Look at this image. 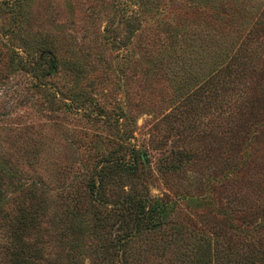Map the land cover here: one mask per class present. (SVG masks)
<instances>
[{
    "label": "rangeland",
    "instance_id": "1",
    "mask_svg": "<svg viewBox=\"0 0 264 264\" xmlns=\"http://www.w3.org/2000/svg\"><path fill=\"white\" fill-rule=\"evenodd\" d=\"M27 2L33 28L89 42H102L109 35L120 40L118 45L102 47L98 64L60 67L50 74L49 80L56 79L60 89L79 92L74 103L68 102L81 106L79 111L66 106L68 99L42 101L43 110L31 103H16L8 109L10 129L20 137L21 172L15 180L19 186L5 184L2 194L8 210L16 203L36 210L35 227L23 235L40 247V258L30 255V264H105L102 247L117 231V214L125 210L112 203L125 200L133 206L139 200L141 206L132 211L146 210L156 202L166 211L151 226L138 227L137 218L128 219L127 228L133 233L121 243L118 252L122 250V255L112 247L111 258L116 262L124 258L127 264H192L201 248L206 264H217L216 247L225 253L235 248L230 240L227 246L213 241L215 236L209 231L217 225L225 230H238L239 225L240 231L259 239L264 232V210L254 205L264 204V93L260 91H264V78L249 77L246 70L234 77L231 89H226L227 80L215 82L220 83L215 97L224 100L236 95L237 84L243 80L249 90L253 85L251 100L256 105L232 115L224 103L215 97L204 100L194 89H200L198 85L209 76L213 82L221 76L219 69L228 65V55L241 44L264 0H226L230 13L220 12L219 5L214 8L213 0ZM237 10L242 14L235 19ZM126 13L136 17L129 20L131 26L124 21ZM204 13L213 23L210 35L204 33ZM166 21L179 27L186 23L183 28L195 32L192 48L182 51L175 65L164 62L165 53L159 63L160 54L155 53L159 40L154 36L162 34ZM105 25L108 30L103 29ZM260 41L254 56L255 61L262 59L264 72V37ZM189 70L198 73V79L184 85L183 76ZM188 102L190 109L183 106ZM2 130L9 134V129ZM233 140L235 151L230 149ZM32 151L36 160L28 164ZM110 154L124 159L133 156L137 166L117 170L108 164L107 177L95 190L90 175ZM241 159L243 169L232 171L233 162ZM249 164L254 172L259 166V173L247 174L244 168ZM232 176L234 186L244 193H228ZM251 195L257 199L249 200ZM236 216L245 219L236 220ZM77 228L82 229L77 232ZM236 244L242 246L240 241Z\"/></svg>",
    "mask_w": 264,
    "mask_h": 264
},
{
    "label": "trees",
    "instance_id": "2",
    "mask_svg": "<svg viewBox=\"0 0 264 264\" xmlns=\"http://www.w3.org/2000/svg\"><path fill=\"white\" fill-rule=\"evenodd\" d=\"M27 1L28 0H0V264H30V260L28 259L30 255L38 259L41 256L40 247L37 248L36 243H33L36 242V240L31 239L30 241L23 238V235H26L25 231L27 229L35 227V208L31 206L25 209L24 206L17 203L14 204V209L8 210L4 207L2 194L4 190L3 185L7 184L14 185L15 188L18 187L19 184L15 180L18 179V175L21 172V168L18 167L21 156L19 152L21 148L19 144L20 137L18 132L16 133L17 135H14V132H12L13 130L10 129L12 126L7 118L9 115L8 109L10 110L16 103H31L37 104L36 107L39 110H43L44 104H42V101H46V104L49 102L50 104L68 99V101H65L66 106L74 112L79 111L81 106L70 105L68 103L72 101L74 103V100L78 99L77 94L79 92L75 91V93L70 94L68 88L60 89V85L57 84L56 79L52 82L49 80L50 74H56V71H58L60 67L62 70H65L79 67L83 64H88L90 66L95 65V63L98 64L103 58V53L101 51L102 47L105 46V44L111 47L118 45L120 42L119 38L112 35L106 36L102 42L100 40L99 42H89V40H84L80 37L76 39L73 35L68 36L66 33L58 34L50 30L33 28L32 24L29 22L30 9ZM213 3L212 5L214 8L216 5L221 6L220 12L230 13V7L228 8V5L225 7L227 3L226 0H213ZM205 5L208 6L209 4ZM242 12L246 13L243 8ZM242 12L240 10L235 11L233 13V18L237 19L239 13L242 14ZM257 14V19H255L248 28L241 40V44L228 55V65L219 69L221 76L218 77V79L216 77L214 82L211 81L213 76H209L201 85H198L200 89H194L195 92H198V94L204 97V100L208 97H215L217 95L220 83L215 84L216 81L223 83L227 80L226 89H231L234 85L232 81L234 77H239L246 70L249 77L264 78L262 59L258 58V60L255 61L254 56L256 55L255 47L258 46V44L261 45L260 40L264 37V6L261 7ZM207 15V13L203 14V17L207 20L203 22L204 26H206L204 28V33L206 32L205 35H210V33H212L210 32V28L213 23L209 22ZM135 18L133 14L127 15L126 13L124 21L127 23L126 25L131 26L129 20L132 22ZM192 23L196 22L187 23L188 27H191ZM184 25H186V23H182L179 27L174 22L166 21L162 34L154 36L159 40L158 46H156L155 49V53L160 54V59H157L159 63L163 62L161 53H165L168 57L164 62L175 65L177 64L178 58L183 57L181 52L185 50L189 52L192 48L194 44V29L188 28V30H186L183 28ZM103 29L108 30L109 26L105 25ZM220 31V35H223V29ZM247 40L250 41L249 46L246 44ZM20 72L24 73V76H21ZM187 73L188 75L186 74L183 76V83H186L184 85L193 84V82L198 79V73H194L192 70H189ZM30 87L34 88L33 91L35 90V92H30ZM47 87H50L51 90H46ZM237 87H239V90L236 92V95L228 98V100L215 97L218 102L224 103L226 112L230 115L237 111H243L248 107L251 108V104L256 105L251 100V97H253V95H251V92H253V85L250 86L249 90L248 84L243 80L239 85L237 84ZM260 91L264 93L263 90ZM257 101L258 100H255L254 102ZM183 106L187 109L192 108V104L189 102ZM68 108L67 110H69ZM187 115L191 116L190 114H184V116ZM4 128L9 129V134L6 130H2ZM230 131L232 130H229V132ZM31 138L32 137L29 139ZM237 144L239 143L237 142ZM230 145V149L235 151L236 143L234 140ZM132 149L133 144L131 146V150ZM35 153L36 151L30 153L29 157H31V159L28 160V164L35 163ZM232 153L233 151L230 152L227 157ZM111 155L112 154L104 156L99 161L97 168L94 169L93 173L90 175V184L95 190L103 185L107 177L106 171L108 164H110L113 169L117 170H132L137 166L133 156L124 159L117 154L114 156ZM231 158H233V156H231ZM244 164V160L242 159L239 160V162H233V166L231 167L234 168L232 171L235 170L236 172L239 168L243 169ZM250 168H252L251 164H249L248 169L244 168V171L248 170L247 174L249 175H253L256 172L259 173L258 169H261L258 166V169H254V172ZM244 171L242 174H244ZM235 172L234 174H236ZM239 175L240 173L238 176ZM232 177L229 181L228 193H244L240 188L234 186L235 178L234 176ZM26 195L29 198L31 197V194ZM251 196L248 197L249 200L252 199V201H254L257 199V196ZM121 202L124 203L122 204ZM121 202L112 203L113 206H117L118 208L121 206L122 208L124 207L125 210L117 214V231H115L113 237L106 240V244L102 247L104 250L105 264H127L124 258L117 259V262L114 261V258H111V250L113 247L116 248V252H118V249L121 248V243L132 235L133 232L129 230L126 225L129 218H137L136 226L138 227L148 224L151 226L159 222V219L163 217L166 211L162 203H153V206L151 204L146 210L142 209L138 212L132 211L130 208H133V210L138 208L140 205L139 200L136 201L134 206L129 203V200ZM231 206H237V204ZM254 206L260 211L261 209L264 210V204ZM263 217L264 216H261V218ZM250 218L251 217L248 216L246 220L249 221ZM235 219L243 220L245 217L236 216ZM92 225L96 226L97 224L94 222ZM214 227V229L209 231V233L215 236L213 239L214 242L219 243L221 246L223 242L225 246H227L228 242L226 241L230 240L233 241L235 246V248L230 249L228 253L219 249L221 247H216V250H218L217 258L219 260L217 264H264V232L261 233V239H257L253 233L240 231L239 225L236 226L238 230L233 228V230H225L218 225ZM81 229L82 228H77V232H80ZM113 239L114 241H112ZM237 241H240L242 245L240 248L239 245L236 244ZM197 249V259L194 260L192 258L191 263L206 264L205 258L203 259V250L201 248ZM118 254L122 255V250H119Z\"/></svg>",
    "mask_w": 264,
    "mask_h": 264
}]
</instances>
